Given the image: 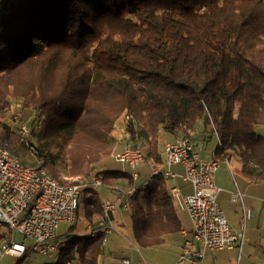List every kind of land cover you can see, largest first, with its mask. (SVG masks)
I'll use <instances>...</instances> for the list:
<instances>
[{"label": "trees", "instance_id": "16d2710c", "mask_svg": "<svg viewBox=\"0 0 264 264\" xmlns=\"http://www.w3.org/2000/svg\"><path fill=\"white\" fill-rule=\"evenodd\" d=\"M14 101L37 114L35 142L14 129ZM123 117L148 160L163 162V135H215L219 159L236 153L244 175L264 181V0H0L4 149L64 186L130 188L128 173L99 168ZM89 185L79 217L94 223L102 197ZM129 202L141 248L183 230L163 175ZM105 250L103 233L72 235L51 264H100Z\"/></svg>", "mask_w": 264, "mask_h": 264}, {"label": "built area", "instance_id": "2783aa9c", "mask_svg": "<svg viewBox=\"0 0 264 264\" xmlns=\"http://www.w3.org/2000/svg\"><path fill=\"white\" fill-rule=\"evenodd\" d=\"M18 104V103H17ZM21 107V104H18ZM20 112L13 116L21 136L33 134L20 119ZM40 125L35 129L40 130ZM36 130V131H37ZM164 168L155 169L146 188L156 175L167 180L182 181L191 187L189 194H183L179 186L172 187L170 194L188 213L192 228L181 231L184 238L182 254L176 264H198L207 253L224 250H243L245 231H236L219 204L222 189L214 183V175L221 167L217 158L204 159L190 138H177L165 145ZM114 159L131 169L135 182L140 178L139 166L146 162L141 148L125 146L115 153ZM181 166L183 174L173 170ZM89 184L62 185L45 169L25 165L18 157L4 149L0 144V252L15 259H24L29 250L43 257L56 258L62 241L58 230L62 224L75 227L79 222L80 197ZM101 181L89 186L101 187ZM136 189H132L133 194ZM234 204H241L245 224L253 218L254 210L244 203V194L237 190L232 194ZM103 216L97 226L90 231L89 237L104 235V243L116 231L112 216L117 205L106 200ZM8 227L23 236V242L2 236L1 229ZM130 264L129 260L124 262Z\"/></svg>", "mask_w": 264, "mask_h": 264}, {"label": "crops", "instance_id": "0c3cea01", "mask_svg": "<svg viewBox=\"0 0 264 264\" xmlns=\"http://www.w3.org/2000/svg\"><path fill=\"white\" fill-rule=\"evenodd\" d=\"M114 138L116 140V148L121 149L125 146H129L127 144V141H129V134L127 132L124 117L117 123ZM175 139L176 138L171 135L162 136L160 145L163 162L157 164L146 159V162L140 165L143 173L139 171L140 178L137 182L134 181L135 185L132 189L141 186L144 188L149 182L153 174V172L151 174L147 173L149 168H151L152 171L164 168L163 152L165 145ZM194 144L202 158L219 159L215 154L218 144V139L215 135L206 140L203 138H195ZM219 160L221 161V167L213 178L214 183L222 189L218 201L233 228L238 232L244 229L245 242L242 251L237 248L233 250L209 252L198 264H264V181L254 182L248 176L244 175L243 163L236 153H233L230 159ZM106 161L103 163L105 164ZM116 163L120 162L117 161ZM111 167H114V165ZM103 169L100 168V170ZM173 170L179 174H183V168L181 166H174ZM111 171H121L131 175L129 166L128 168L123 167ZM167 181L169 182L170 189L179 186L183 194H189L192 191L190 186L184 184L180 180ZM123 185L128 187L126 180H119L117 186H101L105 189L101 192L103 195L105 193L102 198V205L106 200H110L117 205V211L112 216L116 231L109 236L108 242L106 244L104 243L106 250L100 264H125L124 262L126 260H129L130 264H176L182 254L184 245V238L181 232L166 235L164 237V243L160 246L141 248L135 238L134 221L130 210L131 204L129 202V194L132 189L128 190ZM98 190L100 191V188ZM237 190H240L244 194L245 205L254 210L253 218L246 222L245 228L243 227L244 214L242 205L234 204L231 200L232 194ZM173 200L176 207L178 205L184 210L175 198H173ZM82 218V220L79 219V226L77 224L73 227L74 232L72 235L88 236L90 231L94 229L101 220L100 218L98 221L91 223L84 216H82ZM181 222L183 230L192 228L191 220H189L187 224L184 220H181ZM60 240L63 241L61 238ZM5 256L13 258L11 256Z\"/></svg>", "mask_w": 264, "mask_h": 264}, {"label": "rangeland", "instance_id": "374dc122", "mask_svg": "<svg viewBox=\"0 0 264 264\" xmlns=\"http://www.w3.org/2000/svg\"><path fill=\"white\" fill-rule=\"evenodd\" d=\"M21 104V107H18V104ZM20 112V119L21 121L23 122V124H25L26 126H28V128H30L32 131H33V134L29 137H27L29 140H31L32 142H35V137H34V132L35 134H38L40 132V130L38 131L37 129H35V126L37 124H39L37 122V114L34 112V111H31V110H28V109H24L23 108V101H14L13 102V105H12V109L10 111V115H11V122L13 124V127L14 129L19 133L18 131V128L17 126L13 123V116ZM42 126V124L40 125V127ZM37 130V131H36ZM264 132V128L262 130ZM20 134V133H19ZM127 144L128 145H132L131 142L127 141ZM140 148L142 149V151L144 152V154H146V146L144 145H140ZM122 149V148H121ZM120 148H116V145H115V148H114V151H113V154L112 156L106 161V163L103 165H101L99 168L101 169H110V170H114V169H121V168H128V165L126 164H121V163H116L117 161L114 160V154L119 152L121 150ZM112 165H114V167H111ZM226 165V164H225ZM139 171L141 173L142 172V167L140 166L139 167ZM153 171L151 168H149L148 170V174H151ZM238 180L240 181V179L238 178ZM69 182H81V184H86L88 182L86 181H82L80 179H69ZM127 182V181H126ZM118 185V183H117ZM116 185V186H117ZM125 188H127L128 190H131L133 187H130L129 188V185L128 187L126 185H123ZM264 186V185H263ZM121 188V187H120ZM105 189L103 187H100V193L102 191H104ZM105 195V193H104ZM103 194H101V197L103 198L104 196ZM83 199V194L81 195L80 197V200L82 201ZM178 207V208H177ZM177 211H178V214L181 218V220H184V222L187 224L190 220L189 218V215L187 214V212H185L184 210H182L178 205H177ZM80 220H82V216L80 215L79 217ZM79 223L80 221L78 222V226H79ZM2 231V236L5 237V238H8V239H14L18 242H23V236H21L19 233L17 232H14L13 230H11L10 228L8 227H4L1 229ZM74 232V228L71 226V225H68V224H62L60 226V229L58 230V236L62 239V240H65V239H68L72 236ZM2 238V237H0ZM55 261V258H51V257H43V256H40L38 253L36 252H33L32 250H29L28 254L26 255V257L24 259H15V258H9V257H6L5 255L1 254L0 253V264H45V263H52Z\"/></svg>", "mask_w": 264, "mask_h": 264}]
</instances>
